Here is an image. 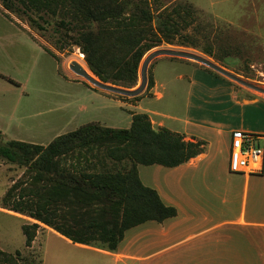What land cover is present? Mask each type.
Here are the masks:
<instances>
[{"label":"rangeland","instance_id":"374dc122","mask_svg":"<svg viewBox=\"0 0 264 264\" xmlns=\"http://www.w3.org/2000/svg\"><path fill=\"white\" fill-rule=\"evenodd\" d=\"M7 1L11 8L0 0V74L18 85L0 76V129L4 143L20 140L48 145L56 137L89 123L129 128L130 114L134 112L127 106L137 103H141L134 108L138 113L148 109L173 117L191 116L208 121L221 117L217 100L208 99L202 104H197L194 98L191 101L186 78L177 79L180 75L192 76L194 68L190 65L211 70L194 61L169 56L154 59L148 68L147 86L136 97L102 91L70 69V64L77 61L93 73L79 42L81 34L92 29L97 33L106 32L123 22H141L145 13L152 15L150 26L154 30L159 17L170 15L177 20L181 35L187 40L183 45L163 41L146 51L138 67L137 82L131 89L140 84V70L146 56L159 48L204 55L242 79L264 88V0H116L120 4L116 17L107 19L103 14L98 21L89 18L73 0ZM88 2L100 8L108 1ZM114 40L101 35L97 42L106 48ZM154 64H158L160 81L166 82L161 100L153 99L156 94L151 93L155 85ZM225 78L238 88H248ZM164 121L170 129L178 127L171 118ZM116 169L117 164L113 170ZM32 176V166L0 158V249L14 256L11 264H107L92 253L106 254L103 250L107 248L101 242L78 246L27 213L4 208L2 200L7 192L17 183L32 188ZM15 200H19L18 195ZM33 223L39 228L34 241L27 246L23 226ZM121 258L118 256L117 262L108 263L142 264L130 258L124 259V263Z\"/></svg>","mask_w":264,"mask_h":264},{"label":"trees","instance_id":"16d2710c","mask_svg":"<svg viewBox=\"0 0 264 264\" xmlns=\"http://www.w3.org/2000/svg\"><path fill=\"white\" fill-rule=\"evenodd\" d=\"M107 1L96 8L88 0H73L95 21L100 20L99 15L110 19L118 14L120 4ZM144 17L145 21L123 22L106 32L92 29L81 34L80 45L99 79L130 88L137 82L146 51L163 41L183 45L187 40L170 15L159 17L155 30L150 26L152 15L145 13ZM101 35L115 40L102 48L97 42ZM1 135L0 129V158L32 166L33 173L32 188L14 184L2 200L4 208L27 213L74 243L101 242L112 252L117 251L127 230L148 221L162 223L177 215L175 207L166 205L155 189L141 182L138 166L176 167L204 152L206 145L201 140H186L183 134L165 127L154 128L146 113H132L129 128L84 124L48 145L20 140L4 143ZM116 164L118 169L113 170ZM17 195L19 200H15ZM38 228L37 223L23 226L27 246L34 241ZM13 259L0 249V264H11Z\"/></svg>","mask_w":264,"mask_h":264},{"label":"crops","instance_id":"0c3cea01","mask_svg":"<svg viewBox=\"0 0 264 264\" xmlns=\"http://www.w3.org/2000/svg\"><path fill=\"white\" fill-rule=\"evenodd\" d=\"M190 66L194 68L192 76L177 79L186 78L191 101L217 100L221 117L208 121L148 109L142 112L149 115L156 129L168 128L164 119H173L178 127L168 129L183 134L186 140L206 142L205 150L176 167L138 166L141 182L155 189L166 205L175 207L177 215L127 230L117 251L92 252L107 264L118 256L124 263V259H133L142 264H264V171L244 174L229 170L234 130L256 134L264 144V95L238 88L212 70ZM158 68L154 64L151 93L156 94L153 99L161 100L166 82L160 81ZM137 106L141 103L129 104L127 109L138 113ZM130 118L132 123V114Z\"/></svg>","mask_w":264,"mask_h":264},{"label":"water","instance_id":"95a60500","mask_svg":"<svg viewBox=\"0 0 264 264\" xmlns=\"http://www.w3.org/2000/svg\"><path fill=\"white\" fill-rule=\"evenodd\" d=\"M160 56H169V57H175V58H181V59H187L190 61H194L196 63H199L215 71L216 73H219L237 83H240L241 85H244L248 88L264 93V88L242 79L238 75L234 74L233 72L229 71L228 69L216 63L215 61L209 59L208 57H205L204 55L197 54V53H194L188 50H183V49L159 48V49H156L150 52L144 59L142 66H141L140 84L136 88H133V89L104 82L101 79H99L96 75L86 70L83 67V65L77 61H73L69 67L76 75L84 78L95 88H98L102 91H106L109 93L121 95V96L136 97V96H139L145 90L147 86L148 68L151 62Z\"/></svg>","mask_w":264,"mask_h":264},{"label":"built area","instance_id":"2783aa9c","mask_svg":"<svg viewBox=\"0 0 264 264\" xmlns=\"http://www.w3.org/2000/svg\"><path fill=\"white\" fill-rule=\"evenodd\" d=\"M229 170L244 174L263 173L264 144L261 137L243 130L232 132Z\"/></svg>","mask_w":264,"mask_h":264},{"label":"bare ground","instance_id":"6f19581e","mask_svg":"<svg viewBox=\"0 0 264 264\" xmlns=\"http://www.w3.org/2000/svg\"><path fill=\"white\" fill-rule=\"evenodd\" d=\"M83 65V64H82ZM83 67L86 69V70H88L84 65H83Z\"/></svg>","mask_w":264,"mask_h":264}]
</instances>
